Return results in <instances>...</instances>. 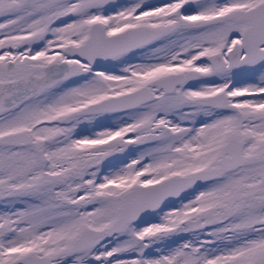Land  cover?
I'll return each mask as SVG.
<instances>
[{
    "label": "snow or ice",
    "instance_id": "snow-or-ice-1",
    "mask_svg": "<svg viewBox=\"0 0 264 264\" xmlns=\"http://www.w3.org/2000/svg\"><path fill=\"white\" fill-rule=\"evenodd\" d=\"M0 264H264V0H0Z\"/></svg>",
    "mask_w": 264,
    "mask_h": 264
}]
</instances>
